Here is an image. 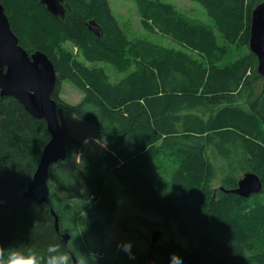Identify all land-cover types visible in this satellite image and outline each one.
<instances>
[{
	"label": "trees",
	"instance_id": "obj_1",
	"mask_svg": "<svg viewBox=\"0 0 264 264\" xmlns=\"http://www.w3.org/2000/svg\"><path fill=\"white\" fill-rule=\"evenodd\" d=\"M193 1L209 24L168 0H135L143 29L174 38L175 50L129 39L108 0H65V19L41 0H2L20 45L55 66L68 158L52 166L38 200L24 199L50 134L44 120L0 91V264L29 248L46 264L50 244L68 264H80L81 253L94 264H169L172 256L181 264H264V206L226 192L247 172L264 184V76L249 47L252 11L264 0ZM91 21L104 36L89 31ZM236 49L240 57L228 62ZM62 81L83 92L78 104L60 97ZM64 110L92 125L101 145L81 166L71 157L77 141ZM122 205L174 226L178 240L158 241L144 254L132 249L134 259L117 244L107 249Z\"/></svg>",
	"mask_w": 264,
	"mask_h": 264
},
{
	"label": "water",
	"instance_id": "obj_2",
	"mask_svg": "<svg viewBox=\"0 0 264 264\" xmlns=\"http://www.w3.org/2000/svg\"><path fill=\"white\" fill-rule=\"evenodd\" d=\"M64 0H41L48 12L65 19ZM90 32L100 37L102 28L95 21L87 25ZM96 28V29H95ZM249 47L258 59V73L264 76V3L252 11ZM57 85V73L53 62L41 52L29 54L13 32L5 7L0 0V91L2 97L16 99L36 120H44L50 134V141L42 151L39 167L23 194L26 200H38L37 192L49 180L52 166L68 158L67 140L61 125L58 104L53 99ZM264 191L259 176L248 172L238 181L237 188L226 191L243 199H250ZM46 201L45 197L39 199ZM55 227L59 230L56 219ZM162 232H154L151 246L162 238ZM64 239L68 241L69 235ZM74 264H78L74 260Z\"/></svg>",
	"mask_w": 264,
	"mask_h": 264
},
{
	"label": "rangeland",
	"instance_id": "obj_3",
	"mask_svg": "<svg viewBox=\"0 0 264 264\" xmlns=\"http://www.w3.org/2000/svg\"><path fill=\"white\" fill-rule=\"evenodd\" d=\"M168 2L174 5L179 12L189 17L200 20L205 24L210 23L211 19L208 17L205 10L200 8V3L198 1L168 0ZM108 4L113 16L129 39L141 38L163 47L175 50L181 49V44L174 38L170 36L167 37L160 33L152 34L143 29L135 0H108ZM63 5L65 8V0ZM99 26L103 28L100 24ZM103 34L104 33L100 36H104ZM69 47H71L70 44ZM243 49H236L235 54L230 52L227 61H236L240 57ZM74 52H77L76 49ZM187 52H189L188 49ZM191 54L194 55L193 52ZM105 69L109 72L113 81L121 79V76L115 71H112V68L105 66ZM61 85L60 97L63 100L71 105H76L81 101L83 92L78 90L75 85L66 81H62ZM62 115L68 134L72 139L77 141L74 146L70 147L71 157L81 166L83 156L86 152L93 154L96 149L101 148V145L95 138V131L92 125L78 121L70 111L64 110ZM102 149L105 150V147L102 146ZM170 163L169 160L165 161L167 166ZM172 164L176 166L177 161L172 160ZM248 200L254 205L264 206V191ZM86 218L87 216H84L82 219L85 223ZM157 231L163 233L160 239L161 243L178 240V237H175L176 229L174 226L163 228L161 226V220L157 216L148 214L141 215L135 208L128 210L127 207L122 205L116 210V213L113 214L111 224L108 226V241L106 242V246L107 249H111L114 244H117L119 249L124 243L131 242L133 244V250L144 254L148 252L149 245L152 242V235ZM182 244L190 251L195 248V245L184 240ZM147 264L150 263L148 262Z\"/></svg>",
	"mask_w": 264,
	"mask_h": 264
},
{
	"label": "clouds",
	"instance_id": "obj_4",
	"mask_svg": "<svg viewBox=\"0 0 264 264\" xmlns=\"http://www.w3.org/2000/svg\"><path fill=\"white\" fill-rule=\"evenodd\" d=\"M122 250L129 254L131 259H134L132 253L133 244L131 242L124 243L121 246ZM49 255L46 264H68L67 256L59 252V246L50 244L47 249ZM83 259L80 264H94L95 257L92 254L85 255L81 253ZM12 256L14 259H9V264H45L43 257L33 250L29 249H14L12 250ZM155 264V262H153ZM169 264H181L180 260L176 256H172L169 260Z\"/></svg>",
	"mask_w": 264,
	"mask_h": 264
},
{
	"label": "bare ground",
	"instance_id": "obj_5",
	"mask_svg": "<svg viewBox=\"0 0 264 264\" xmlns=\"http://www.w3.org/2000/svg\"><path fill=\"white\" fill-rule=\"evenodd\" d=\"M261 180V179H260Z\"/></svg>",
	"mask_w": 264,
	"mask_h": 264
}]
</instances>
